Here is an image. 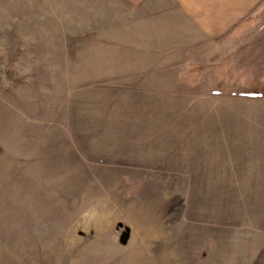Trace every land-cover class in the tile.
I'll list each match as a JSON object with an SVG mask.
<instances>
[{"label": "rangeland", "instance_id": "obj_1", "mask_svg": "<svg viewBox=\"0 0 264 264\" xmlns=\"http://www.w3.org/2000/svg\"><path fill=\"white\" fill-rule=\"evenodd\" d=\"M205 3L0 0V264H264V15Z\"/></svg>", "mask_w": 264, "mask_h": 264}, {"label": "crops", "instance_id": "obj_2", "mask_svg": "<svg viewBox=\"0 0 264 264\" xmlns=\"http://www.w3.org/2000/svg\"><path fill=\"white\" fill-rule=\"evenodd\" d=\"M205 4L207 6L203 24L207 29V35L211 36L208 38L212 39L215 36L214 29L217 30L216 35L222 39L233 38L229 36L234 35L235 30H246L251 26L250 23L253 21H250V18L254 13L260 12L264 15V8L260 9L264 6V0H206ZM204 7L195 6L196 9H204ZM144 8L150 9L149 7ZM256 26L257 28L264 26V19L256 22L254 28ZM111 77H118L117 72Z\"/></svg>", "mask_w": 264, "mask_h": 264}]
</instances>
